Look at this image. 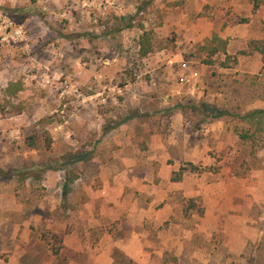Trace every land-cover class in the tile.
Listing matches in <instances>:
<instances>
[{
	"label": "rangeland",
	"instance_id": "obj_1",
	"mask_svg": "<svg viewBox=\"0 0 264 264\" xmlns=\"http://www.w3.org/2000/svg\"><path fill=\"white\" fill-rule=\"evenodd\" d=\"M12 81L0 264H264V0H0Z\"/></svg>",
	"mask_w": 264,
	"mask_h": 264
},
{
	"label": "trees",
	"instance_id": "obj_2",
	"mask_svg": "<svg viewBox=\"0 0 264 264\" xmlns=\"http://www.w3.org/2000/svg\"><path fill=\"white\" fill-rule=\"evenodd\" d=\"M131 27V26H129ZM140 44V56L146 57L153 51V38L152 36L144 32L139 40ZM205 50L209 52L210 57L217 55L219 52H226L228 48V41L219 36V34L215 33L213 37L204 45ZM208 64L212 63V60H206ZM23 83L21 81H12L10 82L4 90L5 93V102L0 105V111L4 117H11L13 115L21 114L24 110V107L15 104L12 102V99L17 97L18 93L23 90ZM236 117L240 120L246 122L250 125L254 131L253 133H264V108H255L248 110L244 113L236 114ZM127 119H130L127 117ZM251 131H245L240 134V137L248 141L249 139H253L255 135H253ZM30 145L36 144V137H30ZM174 181H180L182 179L181 174H176L175 177H172Z\"/></svg>",
	"mask_w": 264,
	"mask_h": 264
}]
</instances>
